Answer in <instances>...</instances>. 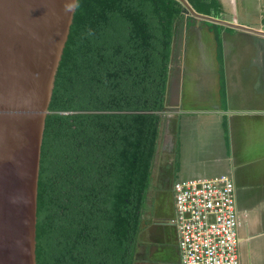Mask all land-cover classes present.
<instances>
[{"label": "trees", "instance_id": "16d2710c", "mask_svg": "<svg viewBox=\"0 0 264 264\" xmlns=\"http://www.w3.org/2000/svg\"><path fill=\"white\" fill-rule=\"evenodd\" d=\"M188 1L210 15L219 5ZM186 11L180 0H78L46 118L37 264H135Z\"/></svg>", "mask_w": 264, "mask_h": 264}, {"label": "crops", "instance_id": "0c3cea01", "mask_svg": "<svg viewBox=\"0 0 264 264\" xmlns=\"http://www.w3.org/2000/svg\"><path fill=\"white\" fill-rule=\"evenodd\" d=\"M218 3L215 17L264 32V0ZM196 19L200 38L194 53L188 50L190 54L181 52L176 58V48L172 50L152 180L157 169L164 171L165 164L174 162L177 179L231 173L242 224V259L264 264V33ZM207 32L213 42L220 38V69L201 53L208 48ZM199 73L219 76L225 97L217 98L218 89H184L186 78ZM175 247L178 251L176 238Z\"/></svg>", "mask_w": 264, "mask_h": 264}, {"label": "water", "instance_id": "95a60500", "mask_svg": "<svg viewBox=\"0 0 264 264\" xmlns=\"http://www.w3.org/2000/svg\"><path fill=\"white\" fill-rule=\"evenodd\" d=\"M199 19L251 30L200 13ZM78 0H0V264H37L46 118Z\"/></svg>", "mask_w": 264, "mask_h": 264}, {"label": "built area", "instance_id": "2783aa9c", "mask_svg": "<svg viewBox=\"0 0 264 264\" xmlns=\"http://www.w3.org/2000/svg\"><path fill=\"white\" fill-rule=\"evenodd\" d=\"M233 178H178L173 184V211L180 264H244L241 219Z\"/></svg>", "mask_w": 264, "mask_h": 264}, {"label": "rangeland", "instance_id": "374dc122", "mask_svg": "<svg viewBox=\"0 0 264 264\" xmlns=\"http://www.w3.org/2000/svg\"><path fill=\"white\" fill-rule=\"evenodd\" d=\"M182 23L180 27L182 29L177 34L174 41L176 51L173 57L176 58H178L177 55L181 52L184 54L194 53L193 45L197 43L200 38V36L197 35V31H195L198 29V27L195 26L196 23H198L195 17L190 19L185 17ZM186 34L188 40L184 41L186 39ZM205 37V44H207L208 48L203 47L201 53L203 52L207 55V58L213 59L217 68L219 67L220 69V65H222V50L220 48L221 42L218 40L219 37H217L216 42L215 40L214 42L212 41L208 32L205 34ZM188 50L191 52L189 53ZM197 50L199 51V48H197ZM197 50L195 52L199 54ZM196 68V70H199V67ZM184 89H201L202 92L209 90L215 92L218 89L217 98L220 99L224 97L225 93L223 90L225 89L224 82H220L219 76L209 78L205 76L204 73H199L198 78L196 75H194V78L187 77ZM176 166V162H174L172 166L171 164H165L164 171L157 169V179L151 180V187L148 190L146 204L143 210V228L140 233L141 236L136 251L135 264H179L178 252L174 250L176 249V228L169 223V218L174 214L173 184L177 179ZM152 181H154V185H152ZM243 263L246 264L244 260Z\"/></svg>", "mask_w": 264, "mask_h": 264}, {"label": "clouds", "instance_id": "9594fccd", "mask_svg": "<svg viewBox=\"0 0 264 264\" xmlns=\"http://www.w3.org/2000/svg\"><path fill=\"white\" fill-rule=\"evenodd\" d=\"M190 3V2H189ZM195 9V8H194ZM196 10V9H195ZM197 11V10H196ZM201 13V12H200ZM205 14V13H204ZM208 15H210V14H208ZM188 16H193V15H191V14H188V12L186 11V13H185V17H188ZM195 16H193V18H194ZM195 18H197V17H195ZM203 20V19H202ZM162 115H163V111H162ZM221 174H223V173H221ZM219 175V174H218ZM214 176H216V175H214ZM203 177H212V176H203ZM232 178H233V176H231ZM234 179V178H233ZM234 184H235V182H234ZM235 191H236V185H235ZM144 215V214H143ZM143 219H144V217H143ZM144 221V220H143ZM242 225V224H241ZM142 228H143V222H142ZM241 229V228H240ZM142 231V230H141ZM240 235H241V230H240ZM139 236H141V235H139ZM140 238V237H139ZM241 239H242V237H241ZM176 240H177V238H176ZM240 245H241V242H240ZM139 246V245H138ZM240 248H241V246H240ZM178 249V248H177ZM241 250V253H242V249H240ZM178 252V251H177ZM179 255V254H178ZM180 264V263H179Z\"/></svg>", "mask_w": 264, "mask_h": 264}, {"label": "bare ground", "instance_id": "6f19581e", "mask_svg": "<svg viewBox=\"0 0 264 264\" xmlns=\"http://www.w3.org/2000/svg\"><path fill=\"white\" fill-rule=\"evenodd\" d=\"M225 174H227V173H225ZM230 175V174H229ZM231 176V175H230ZM235 196H236V194H235Z\"/></svg>", "mask_w": 264, "mask_h": 264}]
</instances>
